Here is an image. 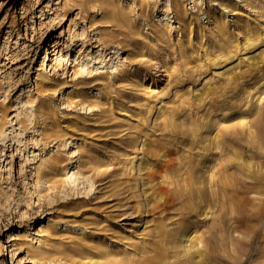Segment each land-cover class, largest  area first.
I'll use <instances>...</instances> for the list:
<instances>
[{
	"label": "rangeland",
	"instance_id": "rangeland-1",
	"mask_svg": "<svg viewBox=\"0 0 264 264\" xmlns=\"http://www.w3.org/2000/svg\"><path fill=\"white\" fill-rule=\"evenodd\" d=\"M179 1L189 19L184 26L172 0H116L132 23L124 28L79 0H0V264H95L86 258L91 251L83 248L72 259L56 256L47 262L28 252L26 240L39 237L41 224L48 225L50 217L57 231L50 245L56 247L82 237L114 247L110 228L150 238L156 219L147 202L150 190L134 170L142 155L126 148L125 138L133 130L137 134V128L147 140L163 134V120L156 118L164 103L157 100L148 112L146 97L135 84L141 78L152 87L156 63L173 65L175 60L167 58L174 50H185L179 64L187 73L178 89L186 96L202 91L213 77L214 103L219 104L235 91L227 78L242 76L245 85L260 81L264 70H253L238 57L220 66L209 62L207 55L216 50L206 28H212L216 16L238 32L240 21L247 19L264 34V14L252 9L256 3L264 12V0ZM156 25L172 29L173 47L159 41L153 49ZM130 29L136 35L127 52L122 46ZM251 51L258 54L264 45L257 41ZM164 87L165 82L159 84ZM81 94L100 107L82 105ZM174 98V91L163 96L165 101ZM45 102L56 114L52 124L40 112ZM119 102L125 110L118 108ZM178 112L184 113L182 108ZM130 117L127 124L133 130L118 127ZM50 156L56 159L38 174L36 166ZM253 222L256 231L252 239L242 238V248L264 237L258 220ZM260 243L264 247V238ZM247 261L243 264H260ZM226 264L237 263L228 259Z\"/></svg>",
	"mask_w": 264,
	"mask_h": 264
},
{
	"label": "bare ground",
	"instance_id": "bare-ground-1",
	"mask_svg": "<svg viewBox=\"0 0 264 264\" xmlns=\"http://www.w3.org/2000/svg\"><path fill=\"white\" fill-rule=\"evenodd\" d=\"M79 1L84 7L101 11L104 19L132 28L127 13L116 0ZM172 1L176 19L184 26L189 20L184 5L179 0ZM252 9L260 16L264 14L256 3L252 4ZM213 23L212 28H206L212 37L210 44L216 50L207 55L209 62L220 66L238 57L241 63H251L249 68L253 70H264V51L250 55L255 42L264 45V34L258 25L243 19L235 32L230 30L226 19L222 21L214 16ZM199 33L203 34L204 30ZM241 34L244 40L238 41ZM135 35L133 29L126 35L129 40L122 47L127 52ZM153 35L156 37L151 38L154 50L158 49L159 41L174 46L169 26L156 25ZM189 40L190 44L192 37ZM184 54L185 50L179 48L167 58L175 60L173 65L168 61L156 63L158 71L152 87L141 78L135 84L136 91L146 97L148 112L154 110L156 106L152 103L157 100L164 103L156 118L163 120L160 138L147 140L139 135L144 131L142 128H137L134 134V127L127 124L131 117L118 125L133 130L125 138L126 148L141 151L136 154V157L142 156L134 170L145 179L144 185L150 190L147 202L156 216L150 238H142L136 231L128 234L109 226L113 231L112 242L117 244L114 247L85 237L70 242L62 240L64 247H56L50 245L57 237L54 219L50 217L48 225L41 224L39 237L26 240L29 253L46 262L56 256L72 259L83 248L91 251L86 258L95 264H226L228 259L237 264H243L245 259L253 263L260 260V264H264V247L260 243L263 236L257 242L255 238L250 246L246 244L247 248H242L245 244L241 243L246 236L252 239L250 234L256 231L253 219L258 220L259 231L264 232V87L261 88L264 75L251 85H245L239 75L227 78L226 82L234 84L235 91L216 104L213 77L207 79L202 91L195 95L180 93L178 88L187 73V67L179 64ZM162 82L166 87L160 89ZM172 91L175 100L165 101L163 96ZM78 99L90 110L100 107L83 94ZM117 105L125 110L124 103ZM163 108L172 109L163 111ZM180 108L182 115L178 112ZM40 112L48 124L56 120L48 102L43 103ZM55 159V156L44 159L36 166V172L39 174L49 168ZM174 210L177 213H170Z\"/></svg>",
	"mask_w": 264,
	"mask_h": 264
}]
</instances>
